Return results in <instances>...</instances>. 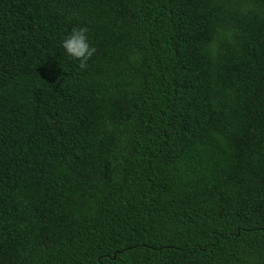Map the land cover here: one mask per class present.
<instances>
[{
  "label": "trees",
  "instance_id": "obj_1",
  "mask_svg": "<svg viewBox=\"0 0 264 264\" xmlns=\"http://www.w3.org/2000/svg\"><path fill=\"white\" fill-rule=\"evenodd\" d=\"M0 264H264V0H0Z\"/></svg>",
  "mask_w": 264,
  "mask_h": 264
},
{
  "label": "clouds",
  "instance_id": "obj_2",
  "mask_svg": "<svg viewBox=\"0 0 264 264\" xmlns=\"http://www.w3.org/2000/svg\"><path fill=\"white\" fill-rule=\"evenodd\" d=\"M87 32V27H74L71 33L62 41V47L67 55L78 60L81 69L88 66V60L96 52V48L89 44Z\"/></svg>",
  "mask_w": 264,
  "mask_h": 264
}]
</instances>
